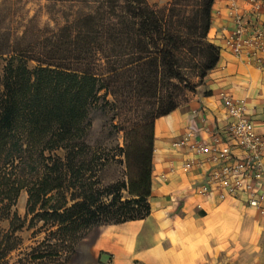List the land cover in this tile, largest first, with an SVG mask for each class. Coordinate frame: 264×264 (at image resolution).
<instances>
[{"label": "trees", "instance_id": "1", "mask_svg": "<svg viewBox=\"0 0 264 264\" xmlns=\"http://www.w3.org/2000/svg\"><path fill=\"white\" fill-rule=\"evenodd\" d=\"M58 1L88 8L57 29L27 26L16 39L0 30V218L9 220L0 264L26 222L45 229L28 257L63 264L92 227L147 217L155 120L219 59L208 38L214 0ZM93 111L122 143L88 140ZM114 164L120 177L104 183L100 173ZM22 189L25 217L12 210Z\"/></svg>", "mask_w": 264, "mask_h": 264}, {"label": "crops", "instance_id": "2", "mask_svg": "<svg viewBox=\"0 0 264 264\" xmlns=\"http://www.w3.org/2000/svg\"><path fill=\"white\" fill-rule=\"evenodd\" d=\"M157 6L169 0H148ZM208 38L221 45L224 21L214 0ZM217 64L185 101L156 118L150 213L141 219L100 225L92 241L76 245L67 264H264V217L240 201L214 194L191 196L202 169L183 168L191 153L171 142L194 130L206 140L224 135L226 114L221 92L247 102L259 129L264 119V70L219 47Z\"/></svg>", "mask_w": 264, "mask_h": 264}, {"label": "built area", "instance_id": "3", "mask_svg": "<svg viewBox=\"0 0 264 264\" xmlns=\"http://www.w3.org/2000/svg\"><path fill=\"white\" fill-rule=\"evenodd\" d=\"M216 13L224 21L219 47L264 70V0H227ZM220 95L227 120L224 135L214 132L206 140L191 129L171 147L191 153L183 168H199L205 174L191 188V196L214 194L222 201H240L264 217V119L259 129L247 102L225 92Z\"/></svg>", "mask_w": 264, "mask_h": 264}, {"label": "rangeland", "instance_id": "4", "mask_svg": "<svg viewBox=\"0 0 264 264\" xmlns=\"http://www.w3.org/2000/svg\"><path fill=\"white\" fill-rule=\"evenodd\" d=\"M87 8L88 7L81 3H74L71 1L0 0V30L8 33V35L16 39L24 32L27 26L32 28L30 29V34L33 31H36L38 28L43 30H47V28L57 29L58 27L64 25L67 21L71 20L74 16L79 14L80 11L87 10ZM5 62V55H0V78H2L1 76L3 75V67ZM28 65L33 67L35 62L30 61L28 62ZM191 92L192 91H189L187 96ZM107 117L108 116H104L99 111H93L91 113L90 119L92 126L88 132V140L94 141L97 139H109L112 141V143L117 141L122 143V131H118L113 135L108 133L107 127H105L108 123ZM52 153L64 157L65 150L58 148ZM100 174L104 183H107L120 177L121 171L119 165L114 164ZM19 195L20 196H18L15 204L12 207V210H14V212L16 211L21 217H25V213H27L26 200L28 195L25 189H22ZM40 224L41 222H39L36 227H30L28 226V222H26L24 226L17 231L18 236L21 238V242L17 248L10 252L8 256V261H10L9 264H58L56 259L53 258L40 260L28 257V252L32 248L39 250L40 247L37 246V244L43 239L45 235V229L38 227ZM8 226L9 220L6 218H0V228L7 229ZM98 230V226L92 227L89 232H87L85 236L78 241L77 245L80 243L82 244V242L92 241L98 233ZM59 256H61V259H63L65 253L63 252ZM71 256L72 254L65 262H63V264L69 263Z\"/></svg>", "mask_w": 264, "mask_h": 264}]
</instances>
